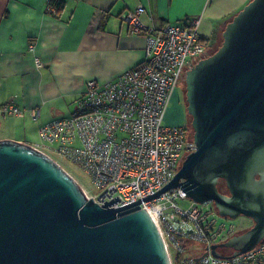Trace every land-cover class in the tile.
Listing matches in <instances>:
<instances>
[{
  "label": "water",
  "instance_id": "95a60500",
  "mask_svg": "<svg viewBox=\"0 0 264 264\" xmlns=\"http://www.w3.org/2000/svg\"><path fill=\"white\" fill-rule=\"evenodd\" d=\"M222 37L219 49L186 73L196 150L154 194L119 208L112 207L119 197L100 205L48 155L0 140V264H172L140 203L180 187L196 203H214L223 218L254 221L211 245L214 256L236 257L264 241V0L247 4Z\"/></svg>",
  "mask_w": 264,
  "mask_h": 264
},
{
  "label": "built area",
  "instance_id": "2783aa9c",
  "mask_svg": "<svg viewBox=\"0 0 264 264\" xmlns=\"http://www.w3.org/2000/svg\"><path fill=\"white\" fill-rule=\"evenodd\" d=\"M144 14L146 8L139 5L119 18L132 34H148L145 59L109 82L89 80L71 116L42 125L39 142L32 145L84 169L98 191L92 196L83 189L87 197L100 205L119 197L114 208L158 192L196 150L185 125H167L164 120L183 77L208 57L212 47L201 36L200 19L157 29L142 22ZM35 61L42 66L39 57ZM2 110L24 116L13 105ZM31 116L37 121L40 111L32 110ZM186 195L180 187L140 203L159 228L172 264H264V241L236 257L214 256L211 245L229 240L239 230L212 203L199 204ZM186 200L192 201L187 208L180 205ZM185 242L200 243L209 253L196 256Z\"/></svg>",
  "mask_w": 264,
  "mask_h": 264
},
{
  "label": "crops",
  "instance_id": "0c3cea01",
  "mask_svg": "<svg viewBox=\"0 0 264 264\" xmlns=\"http://www.w3.org/2000/svg\"><path fill=\"white\" fill-rule=\"evenodd\" d=\"M58 1L65 8L52 13L51 0H0V140L33 145L42 125L71 116L89 80L109 82L145 59L148 34H132L122 13L143 5L142 22L157 29L200 19L201 36L213 47L252 0ZM9 105L24 116L5 114ZM172 123L184 121L176 115Z\"/></svg>",
  "mask_w": 264,
  "mask_h": 264
},
{
  "label": "rangeland",
  "instance_id": "374dc122",
  "mask_svg": "<svg viewBox=\"0 0 264 264\" xmlns=\"http://www.w3.org/2000/svg\"><path fill=\"white\" fill-rule=\"evenodd\" d=\"M221 36H222L221 34L218 36V39H217L218 44L216 43L215 46L212 47L213 48L212 54H214L217 51V49H219V47L221 46V43H222ZM182 82L181 83L183 85H186L185 84L186 83V75H185V77H183ZM181 83H180V85H181ZM177 91H176V95L174 96V98L172 99V101L169 105V110L167 111L166 118L164 120V124L172 125V126L176 125V124H173L172 121L176 118V115H177L176 111L180 105L179 101H178ZM185 95H186V91H185ZM191 119H192V117H191ZM26 124H27L26 127H28V129H31L32 127H33V129L36 128V126L32 123H26ZM38 142H39V131H38L37 135L35 132L33 140H30V143L33 145L37 144ZM51 156L79 183V185L89 195L94 196L98 193L91 176L84 169L79 167L77 164H75L71 161H68L65 158H63V157H61L55 153L52 154ZM191 202H192L191 200L180 201V205L182 207L187 208L191 204ZM230 222H232L238 228L239 232H244V231L250 229L254 225V221L251 218L246 217V216H240L237 219L230 220ZM186 247H187L188 251H190L191 253L194 252L196 256H201L205 253V246L200 244V243H196V244L191 243L190 245H188Z\"/></svg>",
  "mask_w": 264,
  "mask_h": 264
},
{
  "label": "flooded vegetation",
  "instance_id": "af4514ba",
  "mask_svg": "<svg viewBox=\"0 0 264 264\" xmlns=\"http://www.w3.org/2000/svg\"><path fill=\"white\" fill-rule=\"evenodd\" d=\"M212 51H213V48L211 47L209 49L207 55L210 56L212 54ZM182 83L178 87V91H177L178 101H179V104H180L178 109H177V115H178L179 118L183 119V121H184L183 125L186 126V131H187L188 136L190 138H193L194 137V130H193V127H192V119H191V116L189 115L188 110H187L188 105H187V98H186V95H185L186 85H183ZM224 186H226L225 182L223 180H221L220 183H219L220 191L223 192L224 194L230 196V193H229L227 187H225L226 190L223 189ZM212 205L215 207L214 203H212ZM220 252L224 254V252H222V249L220 250Z\"/></svg>",
  "mask_w": 264,
  "mask_h": 264
},
{
  "label": "trees",
  "instance_id": "16d2710c",
  "mask_svg": "<svg viewBox=\"0 0 264 264\" xmlns=\"http://www.w3.org/2000/svg\"><path fill=\"white\" fill-rule=\"evenodd\" d=\"M50 5H51L50 9H51L52 13H56V12L62 11L65 8L64 2L63 1L61 2V1H58V0H51ZM222 34H223V32L221 33V35ZM221 38H222V42H223V37L221 36ZM225 187L226 186H224V188H223L224 190H226ZM240 233H242V232H239V234ZM185 245L188 246L189 244L185 242ZM222 252H224V254H226V255H231L234 251L232 249H222Z\"/></svg>",
  "mask_w": 264,
  "mask_h": 264
}]
</instances>
